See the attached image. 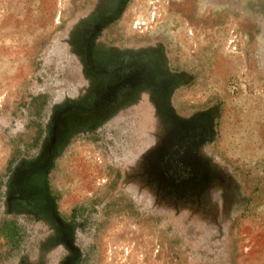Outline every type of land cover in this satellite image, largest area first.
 Instances as JSON below:
<instances>
[{
    "label": "rangeland",
    "instance_id": "1",
    "mask_svg": "<svg viewBox=\"0 0 264 264\" xmlns=\"http://www.w3.org/2000/svg\"><path fill=\"white\" fill-rule=\"evenodd\" d=\"M157 45L171 109L92 111L76 49ZM0 264H264V0H0Z\"/></svg>",
    "mask_w": 264,
    "mask_h": 264
},
{
    "label": "trees",
    "instance_id": "2",
    "mask_svg": "<svg viewBox=\"0 0 264 264\" xmlns=\"http://www.w3.org/2000/svg\"><path fill=\"white\" fill-rule=\"evenodd\" d=\"M95 46L97 47V44ZM160 47V45H157L130 51L115 49L112 51V53H115L113 56L112 53H93L88 55L86 51L76 49V55L83 66L85 78L92 84L93 89L99 83L96 76L98 72L104 71L107 73V71H113L114 73V75L108 74L110 76L108 80L113 83L114 90L105 96L100 93L92 94V97H94L93 103L97 102L98 104V107L92 111H102L101 114H103V111H107L108 102L110 103L109 105L113 104L114 111H118L122 108V105L131 104L143 93H147L150 101L153 104L155 102L156 108H154L156 111L168 112L164 110H168L169 107L171 109L172 89L180 83L183 74L181 72L175 73L167 67L166 59ZM104 50L108 52L106 48ZM171 112L174 113V111ZM93 115L97 114L94 113ZM186 126V130L181 133L180 126L178 127L176 124L174 133L168 138V142H171L170 154L165 155L171 161L173 158L175 159L177 164H174L172 168L175 174L173 177L182 182L183 178H186V182H188L189 178L184 177V167L179 157L186 156L188 153L190 155V152L196 149L198 143L203 148L208 141V137H210L208 136L210 131L206 128V125L197 119L195 120V118L191 119ZM172 127L173 125L170 128ZM172 140L174 141L172 142ZM153 162H157V160ZM11 170L12 164L8 166L7 173H11ZM35 170L37 173V169ZM11 225L12 223L6 228L12 238L17 235V229Z\"/></svg>",
    "mask_w": 264,
    "mask_h": 264
},
{
    "label": "flooded vegetation",
    "instance_id": "3",
    "mask_svg": "<svg viewBox=\"0 0 264 264\" xmlns=\"http://www.w3.org/2000/svg\"><path fill=\"white\" fill-rule=\"evenodd\" d=\"M193 122V121H192Z\"/></svg>",
    "mask_w": 264,
    "mask_h": 264
}]
</instances>
